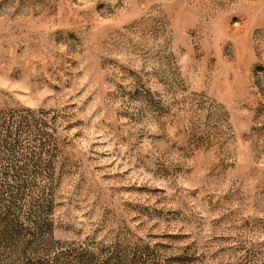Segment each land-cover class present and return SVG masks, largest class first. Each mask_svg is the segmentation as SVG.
<instances>
[{
	"label": "rangeland",
	"instance_id": "374dc122",
	"mask_svg": "<svg viewBox=\"0 0 264 264\" xmlns=\"http://www.w3.org/2000/svg\"><path fill=\"white\" fill-rule=\"evenodd\" d=\"M0 264H264V0H0Z\"/></svg>",
	"mask_w": 264,
	"mask_h": 264
}]
</instances>
